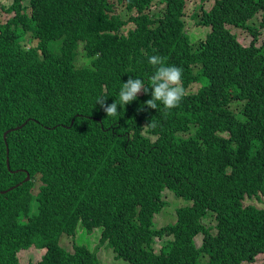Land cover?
Returning <instances> with one entry per match:
<instances>
[{
    "label": "trees",
    "instance_id": "obj_1",
    "mask_svg": "<svg viewBox=\"0 0 264 264\" xmlns=\"http://www.w3.org/2000/svg\"><path fill=\"white\" fill-rule=\"evenodd\" d=\"M205 1L191 41L186 0H0V264H98L57 244L78 228L129 264H264V0ZM152 55L183 69L180 104L149 88L107 116ZM165 188L187 203L155 227Z\"/></svg>",
    "mask_w": 264,
    "mask_h": 264
},
{
    "label": "rangeland",
    "instance_id": "obj_2",
    "mask_svg": "<svg viewBox=\"0 0 264 264\" xmlns=\"http://www.w3.org/2000/svg\"><path fill=\"white\" fill-rule=\"evenodd\" d=\"M198 0H186L185 4V13L186 15L184 16V21L183 25H185V30L188 32L189 37L191 41H195L196 39H201L208 27H205L204 25H196L194 18H192L189 14L192 12L191 10L193 6L197 4ZM212 0H206L204 2L205 6H210ZM9 14L3 9L0 10V20L4 21ZM233 34L235 35L237 41L241 43L242 45H248L251 37L246 34V32L241 29V28H234L231 29ZM195 87V84L192 85V88ZM163 198L167 201L165 206L163 207L162 210H160L157 214L154 215V226L155 227H160L165 224H168L172 222L175 219V212H176V207L182 206V204H186L187 201H185L184 198L182 197H176V195L169 189L165 188L163 191ZM264 198V196H263ZM260 204V202H257ZM206 225H213L214 221L212 220H203ZM213 231L214 228H212ZM99 233L100 229H95L93 232H87L83 228H78L76 232H74L72 237L65 236L61 234L57 238V244L64 250L66 251H71L72 247L70 246L72 241L80 244H85L90 250H96L97 252V257L99 260L98 264H129L128 262L121 260V259H116L113 256V253L111 252L110 248L105 247L104 245L99 244ZM195 245H198L201 243V235H197L195 237ZM159 246L158 241L153 244V248L157 249ZM42 249L38 248L34 245H30L26 248H19L16 252L17 258L20 262L24 263L28 260L30 261H36L41 253ZM264 258V255L262 253H258L255 256V261L256 263L260 262ZM248 264V263H244Z\"/></svg>",
    "mask_w": 264,
    "mask_h": 264
},
{
    "label": "clouds",
    "instance_id": "obj_3",
    "mask_svg": "<svg viewBox=\"0 0 264 264\" xmlns=\"http://www.w3.org/2000/svg\"><path fill=\"white\" fill-rule=\"evenodd\" d=\"M148 62L155 69L150 77V86H146L144 81L139 78L129 77L126 82L122 83L118 96L119 102L115 100L109 104L104 96L96 98L95 103L99 104L107 116H117L119 114L118 108L135 101L141 93L149 94V88L151 89V99L146 101L148 108L157 109V102L167 110L180 104L186 95V89L182 84L183 69L175 65H167L165 59L159 55L150 56ZM148 125L153 128L156 126L154 121Z\"/></svg>",
    "mask_w": 264,
    "mask_h": 264
},
{
    "label": "water",
    "instance_id": "obj_4",
    "mask_svg": "<svg viewBox=\"0 0 264 264\" xmlns=\"http://www.w3.org/2000/svg\"><path fill=\"white\" fill-rule=\"evenodd\" d=\"M6 132L3 134V137H5ZM8 165V162H6ZM9 168V165L7 166ZM27 178V174L25 175L24 179Z\"/></svg>",
    "mask_w": 264,
    "mask_h": 264
}]
</instances>
